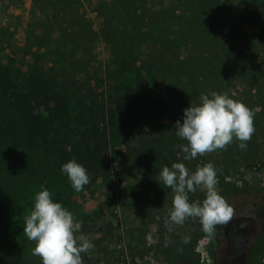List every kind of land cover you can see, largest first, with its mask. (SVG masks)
<instances>
[{"label":"trees","instance_id":"obj_1","mask_svg":"<svg viewBox=\"0 0 264 264\" xmlns=\"http://www.w3.org/2000/svg\"><path fill=\"white\" fill-rule=\"evenodd\" d=\"M36 3L42 17L28 26L25 46L36 73L82 89L81 80L103 83L105 79H124L132 63L141 79L160 89L155 99L138 102L137 122L125 132L122 174L133 181L121 195L129 196L140 208L151 202V196L173 200L171 188L160 180L163 167L184 163L194 172L211 163L220 177V196L226 201L237 190L235 178L240 169L264 164V0L101 2L102 15L108 21L105 36L111 57L99 64L95 51L100 35L82 20L76 0ZM248 19L258 22L256 35L244 29ZM224 29L229 31L226 41L220 38ZM184 48L188 49L186 57ZM213 92L246 105L253 112L254 132L243 142L244 149L234 138L222 149L185 160L180 146L187 141L176 136L173 126L184 108L200 104L201 94ZM31 95L19 108L18 119L0 121V264H42L39 256L33 263L26 257L27 244L16 241L13 231L21 228L18 214L24 210L31 213L34 197L43 188L53 194L55 202L72 211L73 188L61 173L63 164L75 159L87 169L91 183L106 173L102 152L107 135L95 125H87L105 113L94 112L89 117L83 112L77 117V130L66 127L59 132L31 108ZM199 189L189 193L190 202L196 201L194 194ZM99 241L92 242L89 252L81 253L83 264H97ZM254 246L241 264H261L254 257Z\"/></svg>","mask_w":264,"mask_h":264},{"label":"rangeland","instance_id":"obj_2","mask_svg":"<svg viewBox=\"0 0 264 264\" xmlns=\"http://www.w3.org/2000/svg\"><path fill=\"white\" fill-rule=\"evenodd\" d=\"M108 1L76 0L82 20L100 35L95 51L98 64L111 57L105 36L108 21L99 5ZM38 8L36 0H0V121L9 123L10 118L18 119L19 108L25 105L28 94H32L31 108L41 119L51 121L59 132L66 127L77 130V117L83 112L89 117L94 112L105 113L104 117L90 120L87 125H95L107 135V146L102 152L106 173L80 191L73 189L70 193L72 211L69 210L75 221L84 224L81 232L91 243L100 240L97 264H225L229 238L225 237L224 229L229 222L237 221L248 225L246 237L242 238L247 248L245 253L255 245L254 257L264 264V164L239 170L235 178L237 192H231L226 199L233 216L222 226L215 225L212 236L203 231L197 217H189L182 224L171 222V198L151 196L146 207H138L129 196L120 194L125 185L133 181L122 174L124 136L137 122L138 102L155 99L160 89L141 79L132 63L124 79L111 82L105 79V83L81 80L82 89L60 78L51 80L36 73L25 46L28 26L42 17ZM261 22L264 23V18ZM244 29L249 35H256L260 27L257 21L248 19ZM228 33L227 29L220 32L222 41L227 40ZM182 53L186 57L188 49L184 48ZM216 179V191L220 195V177L216 175ZM194 196L196 201L202 202L206 192L200 188ZM18 215L21 228H15L13 236L20 244H27L25 255L33 263L38 258L33 254L36 242L23 232L30 212L24 210Z\"/></svg>","mask_w":264,"mask_h":264},{"label":"clouds","instance_id":"obj_3","mask_svg":"<svg viewBox=\"0 0 264 264\" xmlns=\"http://www.w3.org/2000/svg\"><path fill=\"white\" fill-rule=\"evenodd\" d=\"M199 99L200 104H190L183 109L181 119L173 126L176 136L187 141L186 145L180 146L185 153L184 159L192 160L206 152L222 149L234 138L241 141V149L246 148L243 142L254 132L253 112L227 94H201ZM61 173L68 177L76 191L90 182L87 169L75 159L63 164ZM160 180L174 194L169 212L171 222L182 224L189 217H197L203 231L212 236L215 225L227 223L232 218V207L216 191V170L211 163L194 172L184 163H173L171 167H163ZM197 188L205 190L206 198L202 202H190L189 193ZM81 228V222L75 221L73 214L55 202L53 194L43 188L34 197V206L25 218L23 232L29 240L36 242L33 254L41 258L42 264H83L81 253L89 252L94 245Z\"/></svg>","mask_w":264,"mask_h":264},{"label":"flooded vegetation","instance_id":"obj_4","mask_svg":"<svg viewBox=\"0 0 264 264\" xmlns=\"http://www.w3.org/2000/svg\"><path fill=\"white\" fill-rule=\"evenodd\" d=\"M245 225L246 223H243L241 221H237L235 223H228L226 228L224 229V235L225 237L229 238V249L227 252V255L225 256V262L229 264H241L242 260V251H244L247 248L243 245L245 243L242 238L246 237V232L248 225L246 224V227H241V225ZM225 263V264H226Z\"/></svg>","mask_w":264,"mask_h":264},{"label":"water","instance_id":"obj_5","mask_svg":"<svg viewBox=\"0 0 264 264\" xmlns=\"http://www.w3.org/2000/svg\"><path fill=\"white\" fill-rule=\"evenodd\" d=\"M248 229V227H246Z\"/></svg>","mask_w":264,"mask_h":264}]
</instances>
